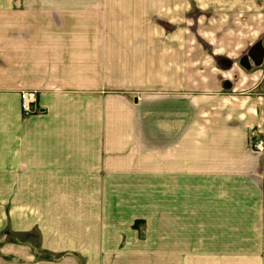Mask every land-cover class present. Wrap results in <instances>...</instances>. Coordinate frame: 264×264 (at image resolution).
<instances>
[{"label":"crops","instance_id":"0c3cea01","mask_svg":"<svg viewBox=\"0 0 264 264\" xmlns=\"http://www.w3.org/2000/svg\"><path fill=\"white\" fill-rule=\"evenodd\" d=\"M118 3L0 0V211H13L17 226L27 209L71 210L83 208L81 203L92 208V203L113 202L114 195L118 204L126 192H148L156 176H167L156 174V162L176 160L165 157L173 152L165 153L167 143L157 140L179 137L183 264H264V154L249 147L251 138L264 140V95L236 86L233 60L216 57L218 67H224L218 78L195 69L194 77L164 81L176 92L185 88L179 95L183 122L150 121V113H156L150 96L140 94L145 88L133 72L125 81L120 42L125 16ZM108 17L120 35L116 48L120 44L122 51L115 61L108 59L113 48L108 27L101 26ZM138 38L127 42L139 43ZM187 44L179 48L185 63ZM251 46L239 56L240 65ZM148 82L156 86L151 75ZM22 91L36 93L34 112L27 116L20 108ZM2 213L0 227L8 224ZM50 238L51 243L59 240L54 234ZM26 245L11 241L0 264H27L32 252ZM6 254L13 257L3 260Z\"/></svg>","mask_w":264,"mask_h":264},{"label":"rangeland","instance_id":"374dc122","mask_svg":"<svg viewBox=\"0 0 264 264\" xmlns=\"http://www.w3.org/2000/svg\"><path fill=\"white\" fill-rule=\"evenodd\" d=\"M118 2L123 5L125 16L121 19L124 33L120 40L124 48L120 44L116 48L120 35L115 32L114 18L109 16L106 24L101 23V26L108 27V45L113 47L108 50L111 55L108 59L115 61V55L123 50L125 81L133 72L135 79L138 78L146 89H141L144 91L140 94L150 96L149 105L156 111L155 116L150 113V121L183 122V98L179 95L183 97L185 88L176 92L172 90L173 86L166 87L164 81L172 82L179 75L182 81L183 78L194 77L195 69H200L204 77L218 78L224 67H218L216 57L233 60L231 68L236 77L232 81L236 86H248L251 91L264 95V59L260 67L249 72L239 64V56L249 45L257 41L264 45V0ZM120 11L118 16L123 15ZM110 14L115 15L113 11H109ZM77 20L82 22V19ZM132 28L135 29L133 32ZM133 36L139 37L140 45L127 42ZM185 41L188 44L183 53L187 55V64L179 58V48ZM196 44L198 48L195 49ZM126 54L131 58L128 59ZM199 58V64H194ZM132 61L139 63L132 64ZM115 67V64L109 66ZM241 73H255L257 77L249 80L248 75L245 78ZM149 75L154 77L155 87L147 86ZM173 95H177L176 98ZM157 142L167 143L163 145L165 153L172 150L173 155L166 153L165 157L181 161L156 162V174L166 173L167 176H156L155 188L150 186L145 193L140 189L135 190L136 193L126 192L118 204L114 203V195L113 202L92 203V208L88 203H81L78 205L83 208L71 210L27 209L21 211L24 216L19 217L22 221L17 220V226L13 211H0L2 215L4 212L8 223L0 227V254L11 241L20 239L26 241L32 252L27 264H183V140L178 137L176 141L160 139ZM35 189L34 185H29L32 193ZM105 204L108 208L103 209ZM99 205L102 207L95 208ZM52 234L59 238L56 243L50 241ZM46 237L49 243L42 242ZM52 244H56L54 249L50 247ZM9 255H3L2 259L13 257ZM16 260L20 261L19 258Z\"/></svg>","mask_w":264,"mask_h":264},{"label":"built area","instance_id":"2783aa9c","mask_svg":"<svg viewBox=\"0 0 264 264\" xmlns=\"http://www.w3.org/2000/svg\"><path fill=\"white\" fill-rule=\"evenodd\" d=\"M36 93L34 91H22L20 93V108L23 115L27 116L34 112ZM249 147L253 152L264 154V140L251 138Z\"/></svg>","mask_w":264,"mask_h":264},{"label":"water","instance_id":"95a60500","mask_svg":"<svg viewBox=\"0 0 264 264\" xmlns=\"http://www.w3.org/2000/svg\"><path fill=\"white\" fill-rule=\"evenodd\" d=\"M264 59V48L260 41L255 42L247 51L246 55L243 57L242 65L249 69L252 66H259L261 65ZM250 61V62H249Z\"/></svg>","mask_w":264,"mask_h":264}]
</instances>
